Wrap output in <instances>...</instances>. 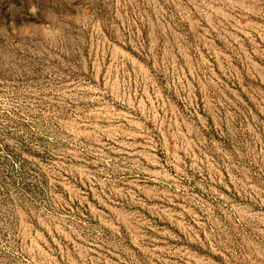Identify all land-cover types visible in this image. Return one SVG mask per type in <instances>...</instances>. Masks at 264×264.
I'll return each instance as SVG.
<instances>
[{"label": "rangeland", "instance_id": "rangeland-1", "mask_svg": "<svg viewBox=\"0 0 264 264\" xmlns=\"http://www.w3.org/2000/svg\"><path fill=\"white\" fill-rule=\"evenodd\" d=\"M0 264H264V0H0Z\"/></svg>", "mask_w": 264, "mask_h": 264}]
</instances>
